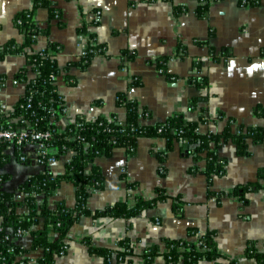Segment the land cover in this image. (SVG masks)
Returning a JSON list of instances; mask_svg holds the SVG:
<instances>
[{
    "label": "crops",
    "instance_id": "1",
    "mask_svg": "<svg viewBox=\"0 0 264 264\" xmlns=\"http://www.w3.org/2000/svg\"><path fill=\"white\" fill-rule=\"evenodd\" d=\"M51 1L61 10L64 26L52 20L48 36L39 38L34 52L56 44L60 50L52 54L64 70L67 62L79 58L83 38L77 30L83 26L105 47L86 70L68 72L75 79L72 86L64 81L58 83L57 93L64 106L58 125L72 123L78 117L92 121L116 115L123 120L124 110L117 107L116 95L126 92L149 112L150 119H143V123L161 122L176 114L195 121L204 114L208 123L200 127L202 133L222 132L228 119L234 122L233 133L239 128L264 129V3L250 7L238 0L212 1L206 16L198 18L196 9L202 0ZM33 3L34 0H0V47L11 39L23 43L24 37L13 20L21 11L32 9ZM174 7L182 11L174 14ZM33 17L46 26L45 9H34ZM93 21H98V26H90ZM122 52L132 54L133 60L124 63ZM161 59L167 60L163 72L156 67ZM25 66L23 56L7 55L0 60V107L5 113L11 112L24 94V85L14 77ZM27 77L31 79L33 74L28 72ZM199 77L207 80L205 88L192 83ZM134 81L137 85L130 86ZM193 100L195 108L191 107ZM164 148L163 139H139L132 157L119 148L110 157L96 160L104 188L91 191L87 201L90 210H103L126 200L132 204L136 196L151 200L157 190H163L168 199L133 220L81 217L69 231L66 253L55 264H103V259L91 256L82 243L87 237L94 246L109 248L128 237L137 255L133 264H142L138 255L147 247L158 246L164 251L165 239H186L191 228L213 232L225 260L255 264L244 256V248L247 241H254L258 250L264 251V189L247 192L245 204L232 191L236 186L255 182L258 171L264 170V144H250L244 156L236 153L232 143L221 146L218 155L225 161V174L214 178L210 187L202 168L189 172L192 159L179 145L159 162L156 154ZM26 149L32 163L17 161L12 148H7L10 160L0 169V174L7 176L0 185L2 189L16 191L27 178L43 171L36 162L37 148ZM69 157L49 163V169L61 173ZM161 167L164 175L160 174ZM126 183H136L137 187L127 190ZM48 201L51 206L59 201L74 206V187L61 185ZM177 201L182 203L178 213L173 209ZM30 240L29 234L13 238L25 249ZM41 256V250L30 251L23 264H39Z\"/></svg>",
    "mask_w": 264,
    "mask_h": 264
},
{
    "label": "trees",
    "instance_id": "2",
    "mask_svg": "<svg viewBox=\"0 0 264 264\" xmlns=\"http://www.w3.org/2000/svg\"><path fill=\"white\" fill-rule=\"evenodd\" d=\"M148 1L173 2V0ZM212 1L217 0H202L196 9L198 18L206 16ZM238 2L241 5L256 7L264 3V0ZM37 8L45 9L48 13L45 27L33 17V10ZM173 10L174 14L182 11L178 7H174ZM52 20H55L58 26H64L63 14L51 0H34L32 9L21 11L13 20L18 32L24 37L23 43L19 44L11 39L0 47V60L7 55L23 56L26 59V66L14 77L17 82L24 85V94L15 103L11 112L5 113L0 110V128L11 127L18 131L28 127L36 132L48 134L50 138L45 143L46 154H39L36 158L43 166L41 173L27 178L16 191H7L0 187V264H23L26 261L24 256L33 250L42 251L39 264H55L57 259L66 253L69 231L81 217L105 216L111 219L133 220L144 216L148 210L168 199L163 190H157V196L151 200L136 196L132 204L126 200L103 210H90L87 201L91 191L104 188L102 171L96 160L110 157L115 149L122 148L132 157L139 139H163L164 151L156 154V158L162 163L166 154L179 145L186 149L187 155L192 159L193 164L189 172H197L202 168V174L210 187L214 178H220L225 174V161L218 155L221 146L232 143L236 153L244 156L248 154L250 144H264L263 128H239L233 133L231 127L234 122L231 119L227 120V125L220 133H202L199 131L200 126L208 123L204 114L195 121L186 120L182 115L176 114L161 122L143 123V119H150L149 112L140 108L126 92H119L116 95L117 107L124 110L123 120L116 115L98 117L92 121L78 117L72 123L58 125V121L64 115L63 100L57 93L58 83L64 81L66 85L72 86L75 79L68 72L71 69L86 70L95 57L104 53L105 47L97 42L95 34L89 32L87 26L79 28L77 33L86 39L84 55L67 62L64 70H61L56 58L49 54V51L60 50L56 44H51L40 52L33 50L39 38L48 36ZM98 23L93 21L90 26H98ZM121 57L124 63L133 60V55L128 52H122ZM166 61V59L157 61L156 67L159 71H165ZM28 72L33 74L31 79L27 77ZM192 83L198 88H205L207 80L199 77L194 78ZM129 85L136 86L137 82ZM191 107H196V100L191 101ZM37 144L38 142L29 139L20 146L11 143L14 157L21 163H32L31 158L24 161L20 158L27 157V153H30L26 149L27 146L37 148ZM9 147L8 142L0 141V169L10 160L7 154ZM36 151H39L38 148ZM69 151L73 154L65 163L64 170L58 174L53 173L49 169L48 160H58L65 157ZM164 173L165 169L161 167L160 174ZM121 178L124 180L123 175ZM6 179V175L0 174V185ZM65 183L74 187V206L69 207L64 201L51 206L49 198ZM136 187V183H126L127 190H134ZM259 189H264L263 169L258 171L255 182L236 186L232 194L238 196L245 204L244 195ZM18 196L21 198L18 199ZM181 206L180 201L174 203V211L181 212ZM25 231L31 237L27 249L13 242V238L20 237V232ZM52 235L56 237L53 239ZM187 237L165 239L164 251L158 246L147 247L138 257L142 264H199L218 263L222 260L227 264H239L237 261L225 260L222 257L213 232H199L191 228L187 232ZM82 243L91 256L102 258L103 264H109L111 261L114 264H133L137 256L128 237L117 242L114 248L94 246L89 237L84 238ZM244 256L253 259L255 264H264V251H259L254 241L246 242Z\"/></svg>",
    "mask_w": 264,
    "mask_h": 264
},
{
    "label": "built area",
    "instance_id": "3",
    "mask_svg": "<svg viewBox=\"0 0 264 264\" xmlns=\"http://www.w3.org/2000/svg\"><path fill=\"white\" fill-rule=\"evenodd\" d=\"M81 38H83V45L81 47V52H80L79 58L84 55L85 42H86L85 37L81 36ZM52 53H53V51H49L50 55H53ZM0 110L3 111V108L0 107ZM27 139H29L32 142H38L37 148L39 151L36 153V158L39 154H41V155L46 154L44 147H45V143L50 140L48 134L36 132L34 129H30L28 127L22 128L18 131L11 129V127H8V128H2L1 127L0 128V141L8 142V144H10V147H11V143L20 146V145L24 144V142ZM72 154L73 153L70 151L67 153V155H69V156H71ZM30 156H31V154L27 153V157L23 156L20 159H21V161H24L26 158H30ZM36 162L40 163V161L38 159H36ZM51 162H54V160L49 159L48 163H51ZM17 198L20 199L21 197L18 196ZM20 234L22 236L23 234H29V233L27 231H25V232H20Z\"/></svg>",
    "mask_w": 264,
    "mask_h": 264
},
{
    "label": "water",
    "instance_id": "4",
    "mask_svg": "<svg viewBox=\"0 0 264 264\" xmlns=\"http://www.w3.org/2000/svg\"><path fill=\"white\" fill-rule=\"evenodd\" d=\"M185 149V148H184Z\"/></svg>",
    "mask_w": 264,
    "mask_h": 264
}]
</instances>
